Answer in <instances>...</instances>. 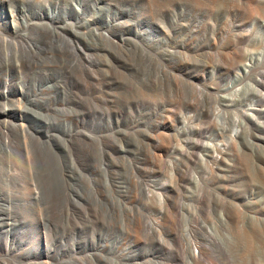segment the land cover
<instances>
[{"label": "rangeland", "instance_id": "obj_1", "mask_svg": "<svg viewBox=\"0 0 264 264\" xmlns=\"http://www.w3.org/2000/svg\"><path fill=\"white\" fill-rule=\"evenodd\" d=\"M23 1L48 9L0 6V264H264V0Z\"/></svg>", "mask_w": 264, "mask_h": 264}, {"label": "bare ground", "instance_id": "obj_2", "mask_svg": "<svg viewBox=\"0 0 264 264\" xmlns=\"http://www.w3.org/2000/svg\"><path fill=\"white\" fill-rule=\"evenodd\" d=\"M13 2H16L18 4V10L17 12L21 15H28L29 14V8H32L33 12L30 11L31 16H33V20H35L36 22H34L36 25L38 26H43L44 24V12L48 9L44 4H38L36 6H34L30 1H23V0H10ZM1 2H3V0H0V6H1ZM34 7V8H33ZM60 11V8L57 5H53L51 7L50 10V15H49V21L53 22L57 15L58 12ZM2 15L1 14V8H0V20H2ZM3 21V20H2ZM28 24V23H27ZM26 24V25H27ZM105 38H106V33L102 34ZM142 38H144V35H140ZM145 41L150 44L154 42V39L151 37L148 38H144ZM61 48V47H59ZM27 51L32 52L35 51V47L33 45H30L27 47ZM37 51V50H36ZM5 63H7V60H5ZM252 64L250 65H245L242 68V72L244 75H248L251 71H252ZM7 84V82H6ZM247 90H250L252 93V96L250 95V97H252L254 100L251 101V105H250V111L251 113H247L246 117L251 121V122H257V114H262L264 115V109L258 110L257 109V103L258 101H263L264 102V83L260 80V79H256L255 80V84L254 85H250L248 86ZM246 90V92H247ZM235 95H239L241 94V91L239 89H237L234 92ZM49 121V120H48ZM187 123V122H185ZM233 124H234V130L232 133L233 137H236L239 132L241 127L243 126V122L240 121L239 119H234L233 120ZM23 125V124H22ZM52 126V125H51ZM25 133V132H24ZM24 133L22 134L24 136ZM27 134V133H26ZM32 134V132H31ZM33 135V134H32ZM4 139H3V143H2V147L6 148L7 147V143H8V138L6 137V134L4 133ZM26 136V135H25ZM49 136V135H48ZM27 137V136H26ZM29 137V136H28ZM33 138V137H32ZM26 140V139H25ZM24 140V141H25ZM27 144V143H26ZM25 144V145H26ZM175 147V146H174ZM173 150V149H172ZM161 153V152H160ZM162 154V153H161ZM215 154V155H214ZM213 156H212V160L216 163L219 162L221 160V157L223 155V149L221 147H218L217 149H215ZM176 155V154H175ZM162 156V155H161ZM173 166V165H172ZM176 167V166H175ZM216 167V166H215ZM174 168V167H173ZM174 171V170H172ZM214 172V171H212ZM162 194V193H161ZM161 196V195H160ZM159 196V197H160ZM35 199L38 198L37 193L34 194ZM163 198V197H162ZM6 214H0V245L2 246V248L6 251V253L8 252H12L15 251L16 248L18 246H20L21 244H19L14 236V231H13V225H9L6 221ZM221 217V216H220ZM147 219V218H146ZM150 221V220H149ZM148 221V222H149ZM160 221V220H159ZM148 224V223H147ZM156 224V223H155ZM146 226V225H145ZM150 227H152L150 225ZM155 227V226H154ZM15 229V228H14ZM148 229V228H147ZM150 230V228L148 229ZM151 231V230H150ZM148 232V231H147ZM152 233V231H151ZM193 233V231H192ZM150 234V233H149ZM187 235V234H186ZM213 243V242H212ZM198 246V245H197ZM194 244V254L198 255V247ZM185 249V248H184ZM183 249V251H184ZM185 252V251H184ZM192 252V253H193ZM18 254V253H17ZM32 251H29L28 249H24L22 253L18 254L19 258H23V257H27L29 255H32ZM194 255V256H195ZM30 257V256H29ZM193 257V256H192ZM196 257V256H195ZM197 258V257H196ZM195 258V259H196ZM189 260V259H188ZM198 260V258H197ZM206 260V259H205ZM189 262V261H188ZM6 263V262H5ZM43 263V262H42ZM41 263V264H42ZM205 263V262H204ZM206 264V263H205ZM212 264V263H211Z\"/></svg>", "mask_w": 264, "mask_h": 264}]
</instances>
